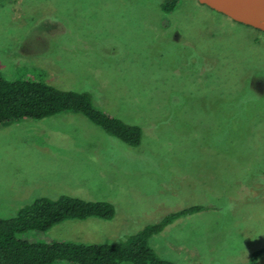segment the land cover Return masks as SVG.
I'll use <instances>...</instances> for the list:
<instances>
[{
  "label": "rangeland",
  "instance_id": "rangeland-1",
  "mask_svg": "<svg viewBox=\"0 0 264 264\" xmlns=\"http://www.w3.org/2000/svg\"><path fill=\"white\" fill-rule=\"evenodd\" d=\"M157 4L0 0L4 77L87 91L142 129L133 147L78 112L0 124V216L37 196L104 200L110 220L18 237L110 243L204 200L151 247L175 264H246L264 245V32L197 0Z\"/></svg>",
  "mask_w": 264,
  "mask_h": 264
},
{
  "label": "trees",
  "instance_id": "trees-1",
  "mask_svg": "<svg viewBox=\"0 0 264 264\" xmlns=\"http://www.w3.org/2000/svg\"><path fill=\"white\" fill-rule=\"evenodd\" d=\"M180 2L157 0V7L168 14ZM65 112L81 113L105 133L130 146L136 147L141 142L140 126L107 114L93 103L87 91L62 89L41 79H8L0 72V124L22 119L40 120ZM203 201L164 212L115 242L20 239L18 235L26 230L45 231L65 220H110L115 214L113 204L104 200L66 194L55 198L37 196L19 207L15 215L0 216V264H175L160 257L151 247L149 238L177 218L205 210L207 206ZM263 254L264 245L257 247L249 253L246 264H258Z\"/></svg>",
  "mask_w": 264,
  "mask_h": 264
},
{
  "label": "water",
  "instance_id": "water-1",
  "mask_svg": "<svg viewBox=\"0 0 264 264\" xmlns=\"http://www.w3.org/2000/svg\"><path fill=\"white\" fill-rule=\"evenodd\" d=\"M228 18L264 31V0H197Z\"/></svg>",
  "mask_w": 264,
  "mask_h": 264
},
{
  "label": "crops",
  "instance_id": "crops-1",
  "mask_svg": "<svg viewBox=\"0 0 264 264\" xmlns=\"http://www.w3.org/2000/svg\"><path fill=\"white\" fill-rule=\"evenodd\" d=\"M21 193H23V192H18V196H21Z\"/></svg>",
  "mask_w": 264,
  "mask_h": 264
}]
</instances>
